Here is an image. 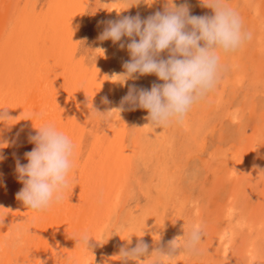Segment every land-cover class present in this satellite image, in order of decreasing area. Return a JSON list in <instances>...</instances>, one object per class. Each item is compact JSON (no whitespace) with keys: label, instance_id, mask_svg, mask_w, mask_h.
<instances>
[{"label":"rangeland","instance_id":"rangeland-1","mask_svg":"<svg viewBox=\"0 0 264 264\" xmlns=\"http://www.w3.org/2000/svg\"><path fill=\"white\" fill-rule=\"evenodd\" d=\"M22 1V18H12L10 34L0 43V85L22 62L43 51L49 97L75 145L65 202L78 194L76 203L81 209L86 204L88 211L104 187L124 185L121 200L111 205L108 225L99 227L90 262L122 264V246L133 247L142 239L150 254L200 224L205 235L199 251L181 250L163 264H264V0H227L252 40L222 54L225 68L217 87L192 107L182 124L163 129L145 126L144 109L125 105L120 115L113 111L110 118L93 109L118 107L128 85L150 90L153 83H162L154 74L123 85L111 78L124 71L122 64L130 55L119 43L97 39L105 27L98 22L137 14L145 18L163 11L167 0H141L130 7L126 0ZM185 2L192 15L213 14L201 0H174L176 5ZM97 47L104 54L94 53ZM161 56L167 58V52ZM105 96L109 104L102 103ZM85 219L80 217V227L88 225L90 219ZM128 264L161 261L151 256Z\"/></svg>","mask_w":264,"mask_h":264},{"label":"clouds","instance_id":"clouds-1","mask_svg":"<svg viewBox=\"0 0 264 264\" xmlns=\"http://www.w3.org/2000/svg\"><path fill=\"white\" fill-rule=\"evenodd\" d=\"M126 2L130 7L141 0ZM201 4L212 9L213 14L192 15L186 2L176 5L174 0H167L163 11L157 10L145 18L137 14L98 22L105 27L97 39L119 43V47L126 48L130 55V59L122 64L124 71L113 74L111 78L117 77L123 85L138 76L154 74L162 83H153L150 90L138 88L135 84L128 85V92L118 107L105 112L93 109L96 114L110 118L113 111L120 115L128 105L129 110H147L145 119L148 124L145 126L153 129L184 122L192 107L217 87L225 68L222 54L234 53L252 40V33L244 28L241 16L228 5L227 0H201ZM125 37L127 40H122ZM105 51L97 47L94 53L104 54ZM164 52H167V58H162ZM91 59L94 61L95 56ZM102 103L109 104L110 101L105 96ZM26 119L31 120L30 117ZM10 120L14 119L7 109H0V122ZM36 129V133L29 136V142L35 147L24 154L27 163L16 161L18 180L23 184L16 193V199L30 210L44 212L53 204L61 203L65 197L70 185L69 173L74 168L75 145L53 123ZM3 159L0 155V160ZM5 218L0 216V225H4ZM204 235L202 225L193 224L182 237L173 238L166 247H157L150 254L149 244L140 239L133 247L122 246L118 256L122 264L151 256H156L163 264L181 250L197 253ZM92 238L84 232L75 241L89 250ZM128 242L130 244L131 239Z\"/></svg>","mask_w":264,"mask_h":264},{"label":"bare ground","instance_id":"bare-ground-1","mask_svg":"<svg viewBox=\"0 0 264 264\" xmlns=\"http://www.w3.org/2000/svg\"><path fill=\"white\" fill-rule=\"evenodd\" d=\"M21 1L22 0H0V43L3 42L2 39L7 37V34H10L9 26L11 25L12 18L16 14H18L16 15L17 18L20 17L19 8ZM45 13L47 14V12ZM46 14L43 13L44 18L48 16V14ZM21 18L22 17H20V19ZM49 19L50 18H48V20ZM13 20L15 21L17 19ZM50 21L51 20H49V22ZM44 25H46V23ZM31 34L33 35L34 33L32 32ZM37 37L35 38L37 39ZM38 41L39 40H37V42ZM31 43L34 44L33 42ZM4 46L5 44L3 47ZM21 46L23 45H20V47ZM25 48L26 46L23 49ZM44 57L43 51H38L36 54H33L26 59V61L22 62L17 69L12 71V76L8 78L9 80H7L5 84L0 85V109H7L8 114L14 119L7 123L0 122V155L4 157L3 160H0V216L6 217L4 225H0V264H40L39 260L45 261L46 264H92L90 262L92 258L91 254H93L92 252L97 246V241L100 237L99 233L101 232L99 227L102 222H104V224L106 222L108 223L111 205L114 206L115 201L118 203V201L121 200L120 195L124 189L123 184L111 190L104 187V190L97 195L98 197L91 205L92 208H89L88 211L84 208L86 204L81 209L80 204L76 203L78 194L74 199L72 196L67 202H65L64 197L61 203L53 204L44 212L30 210L26 208L21 201L16 199V193L23 187V184L18 180V174L15 170L16 161L19 159L21 164H26L27 160L24 154L35 147L34 143L29 142V136L34 135L37 131L36 128L46 123L55 124L57 129L65 134L68 129L67 127L60 126L62 124H60L61 119L57 110L58 108H55L50 98L51 96L49 97V91L47 90L48 83L45 84V73L47 70L45 58L47 56ZM29 117L31 120L26 119ZM113 209L114 208H112V210ZM113 215L111 217H113ZM87 216L90 219L88 225L85 224V227H80V225H83L80 224V217L86 220L85 218ZM84 232H88L93 237L89 242V250L77 245L75 241V239H78L80 234ZM130 234L129 237L131 236Z\"/></svg>","mask_w":264,"mask_h":264}]
</instances>
